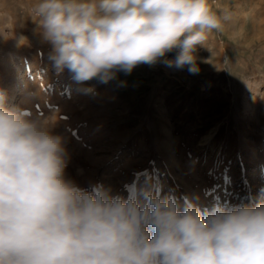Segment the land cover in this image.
Masks as SVG:
<instances>
[{"label":"clouds","instance_id":"9594fccd","mask_svg":"<svg viewBox=\"0 0 264 264\" xmlns=\"http://www.w3.org/2000/svg\"><path fill=\"white\" fill-rule=\"evenodd\" d=\"M32 15L57 71L81 83L173 50L168 66L197 72V47L233 17L209 0H39ZM54 124L0 90V264H264V202L180 210L173 195L81 188Z\"/></svg>","mask_w":264,"mask_h":264},{"label":"rangeland","instance_id":"374dc122","mask_svg":"<svg viewBox=\"0 0 264 264\" xmlns=\"http://www.w3.org/2000/svg\"><path fill=\"white\" fill-rule=\"evenodd\" d=\"M38 2L0 0V90L10 106L55 119L68 179L125 199L173 195L180 210L264 202V0H209L233 17L197 47V72L168 66L173 50L108 83L57 71Z\"/></svg>","mask_w":264,"mask_h":264},{"label":"bare ground","instance_id":"6f19581e","mask_svg":"<svg viewBox=\"0 0 264 264\" xmlns=\"http://www.w3.org/2000/svg\"><path fill=\"white\" fill-rule=\"evenodd\" d=\"M209 137V136H208ZM209 138H207V140H208ZM206 140V139H205ZM258 203V202H257Z\"/></svg>","mask_w":264,"mask_h":264}]
</instances>
